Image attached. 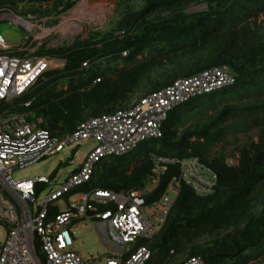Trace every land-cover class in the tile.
<instances>
[{
  "label": "trees",
  "instance_id": "trees-1",
  "mask_svg": "<svg viewBox=\"0 0 264 264\" xmlns=\"http://www.w3.org/2000/svg\"><path fill=\"white\" fill-rule=\"evenodd\" d=\"M77 1L69 0L61 13L72 9ZM145 2L141 10L120 21V34L112 33L111 38L102 41L99 47L87 46L67 52L62 69L49 71L45 76L57 77L63 73L76 77L84 72V63L93 65L94 69L101 60L124 59L121 68L109 64L98 67L94 72L97 81L92 86L93 102L104 111L95 115L98 116L132 105L123 104L139 89L146 77L166 65H170L172 76L164 83L154 82L149 93L178 79L213 68L225 67L234 75L233 86L191 99L174 108L163 125L162 137L151 140L158 144L157 151L107 159L96 166L88 186L115 192L147 184L153 167L151 155L179 160L197 157L216 174V187L213 194L207 197H198L189 187L181 185L180 194L164 226L156 239L149 243L150 247L157 242L150 247L152 258L148 264H152L154 249L165 251L169 241H173V247L177 248L188 237H199L213 229L240 224L253 207L252 194L264 185V21L258 23L259 16L264 18V0ZM200 4L204 5L203 9L187 11L189 6ZM154 12L169 14L151 20L149 17ZM36 87L22 98L23 102L33 100L28 109L47 95L45 90H41L42 96L34 97ZM51 94L59 95L57 92ZM207 110L210 112L207 113ZM198 114L201 119L183 128ZM40 127L56 133L54 125L52 129L43 124ZM180 128L183 129L179 131ZM253 132L258 139L256 142L251 139ZM238 135L245 136L246 141L238 143L228 155L226 145L230 143L229 139H236ZM217 146L220 150L212 153ZM229 157L236 162L229 164ZM107 164L109 168L105 179L96 182L98 168ZM130 166L132 170L126 175ZM166 167L148 202L158 200L165 193L168 183L178 176L177 165ZM225 241L229 248L227 253L199 247L194 255L187 258L201 256L205 264H224L227 259L239 258L251 250H256L258 255L260 250H264V200L258 215L251 217L242 229L228 235Z\"/></svg>",
  "mask_w": 264,
  "mask_h": 264
},
{
  "label": "built area",
  "instance_id": "built-area-1",
  "mask_svg": "<svg viewBox=\"0 0 264 264\" xmlns=\"http://www.w3.org/2000/svg\"><path fill=\"white\" fill-rule=\"evenodd\" d=\"M15 17L0 10V20L20 25ZM8 50L0 37V106L21 100L50 71L47 59L35 57L26 43L18 54ZM87 66L84 63L82 68ZM234 83L227 68H213L178 79L128 107L86 119L62 135L40 127L38 119L27 121L21 112H1L0 220L8 230L0 242V264H148L152 258L149 243L164 226L181 185L198 197H207L216 187V174L197 157L179 160L151 155L147 184L115 192L88 186L96 166L103 160L129 156L142 143L161 138L167 116L177 106ZM32 101L21 107L30 108ZM82 141L94 146L57 189L48 188L42 195L39 185L49 184L47 178L13 179L15 171L66 148H78ZM167 165H177L178 176L158 200L148 202ZM58 200L64 208L56 206ZM88 222L106 249L102 258L85 260L75 250L74 229ZM179 264L205 262L193 256Z\"/></svg>",
  "mask_w": 264,
  "mask_h": 264
},
{
  "label": "rangeland",
  "instance_id": "rangeland-1",
  "mask_svg": "<svg viewBox=\"0 0 264 264\" xmlns=\"http://www.w3.org/2000/svg\"><path fill=\"white\" fill-rule=\"evenodd\" d=\"M68 1L0 0V10L24 19L31 27V29H26L21 25L11 23L7 19L0 20V37L8 47V51L10 53H18L17 50L26 43L35 57L47 59L50 71L61 70L64 65V55L67 52L87 46L99 47L102 41L111 38L112 33L114 35L120 34L118 29L120 21L129 14L141 10L146 3L145 0H89L90 4H100V7L106 8L109 14L103 22L96 24L92 21L88 25L83 26V32L76 34L65 28L68 23L66 21L76 16L78 5L81 4L82 0L75 2L72 9L61 13V9ZM203 8L204 5L201 4L191 5L187 8V11L192 12ZM167 14L169 13L154 12L149 18L151 20L157 19ZM263 21V16H259L258 23H263ZM124 61V59L116 61L104 59L97 62V67H93L94 69H92L93 65H88L84 72L81 75H76V77L66 76L63 73L57 77H46L45 80L36 85L34 97L40 98L42 96L40 94L41 90H45L47 95L43 96L42 101L39 100L40 102L32 107V109H23L21 107L23 99H21L3 104L0 106V113L3 111L21 112L25 114L27 121H36L38 119L41 122L40 124H43L47 128L52 129L54 125L56 133L61 135L67 134L74 128L77 122L104 112L93 102L92 96L94 93L92 92V86L97 81L94 77L95 70L98 67L103 68L109 64H115L117 68H121ZM171 76L170 65H166L158 72L151 73L142 81L139 89L123 105L133 104L153 90L154 82L164 83ZM52 92H57L59 95H52ZM49 104H52L51 108ZM206 112L209 113L210 110ZM199 118L201 119V115H196L190 121H187L183 128L195 124ZM183 128H180L179 131ZM251 139L255 142L258 140L255 132L251 134ZM245 141L246 137L242 135H238L236 139H229L230 143L226 145V153L228 155L231 154L238 143ZM93 146L94 143L91 141H82L78 148H66L57 155L48 157L23 170L15 171L12 177L14 180L47 178L49 184L39 185V190L42 191L43 195L48 188L57 189L67 178L68 173L73 171L83 161ZM158 148V144L154 141H146L130 154L129 157L155 152ZM219 150L220 147L217 146L213 148L212 153ZM235 156L237 155L235 154ZM227 162L231 164L236 161H232L231 157H229ZM108 168V164L107 166L102 165V167L98 168L96 182L100 183L105 179V173ZM131 170L132 166H130L126 175H129ZM251 198L253 199V207L240 224L213 229L199 237H188L182 240L177 248L173 247V241H169L166 244L165 251L154 249L152 264H178L187 257L194 255L195 250L199 247L227 253L229 248L225 240L228 235L242 229L251 217H255L260 212L264 200V185L257 188ZM56 206L62 209L65 207V204L62 200H58ZM167 227L168 224L164 227L163 234L166 232ZM7 230L8 227L0 220V242L4 240ZM74 237L76 243L75 250L85 260L102 258L105 254L106 249L92 223L88 222L86 225L76 226ZM156 243L151 244L150 247L155 246ZM255 254L256 250H251L239 258L227 259L224 264H264V250H260L258 255Z\"/></svg>",
  "mask_w": 264,
  "mask_h": 264
},
{
  "label": "bare ground",
  "instance_id": "bare-ground-1",
  "mask_svg": "<svg viewBox=\"0 0 264 264\" xmlns=\"http://www.w3.org/2000/svg\"><path fill=\"white\" fill-rule=\"evenodd\" d=\"M108 14L109 11L106 8L100 7V4H90L89 0H82L81 4L78 5L77 14H75L76 16L66 21L68 23L65 28L73 33L79 34L83 32L84 25H88V23L92 21L96 24L103 22L106 20ZM15 18L20 21L19 18ZM20 22L26 27L31 28L28 22L24 20Z\"/></svg>",
  "mask_w": 264,
  "mask_h": 264
},
{
  "label": "water",
  "instance_id": "water-1",
  "mask_svg": "<svg viewBox=\"0 0 264 264\" xmlns=\"http://www.w3.org/2000/svg\"><path fill=\"white\" fill-rule=\"evenodd\" d=\"M19 20H20V21H23L22 18H19ZM20 21H19V24H20L21 26H25V25H23Z\"/></svg>",
  "mask_w": 264,
  "mask_h": 264
},
{
  "label": "crops",
  "instance_id": "crops-1",
  "mask_svg": "<svg viewBox=\"0 0 264 264\" xmlns=\"http://www.w3.org/2000/svg\"><path fill=\"white\" fill-rule=\"evenodd\" d=\"M15 52H17V51H15Z\"/></svg>",
  "mask_w": 264,
  "mask_h": 264
}]
</instances>
